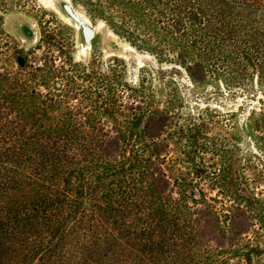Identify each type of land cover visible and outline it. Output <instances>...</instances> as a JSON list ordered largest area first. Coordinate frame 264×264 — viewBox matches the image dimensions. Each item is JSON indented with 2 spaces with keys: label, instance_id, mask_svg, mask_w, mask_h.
<instances>
[{
  "label": "rangeland",
  "instance_id": "1",
  "mask_svg": "<svg viewBox=\"0 0 264 264\" xmlns=\"http://www.w3.org/2000/svg\"><path fill=\"white\" fill-rule=\"evenodd\" d=\"M131 1L0 0V92L25 85L36 128L129 129L148 156L154 143L170 188L206 209L204 263L264 264V0L211 3L204 14L218 8L221 30L207 29L199 65L160 33L117 27L155 13Z\"/></svg>",
  "mask_w": 264,
  "mask_h": 264
},
{
  "label": "trees",
  "instance_id": "2",
  "mask_svg": "<svg viewBox=\"0 0 264 264\" xmlns=\"http://www.w3.org/2000/svg\"><path fill=\"white\" fill-rule=\"evenodd\" d=\"M215 1L132 0L155 13L112 21L162 34L160 44L199 65L207 29L221 30L218 8L211 19L204 14ZM24 90L0 92V264H205L206 209L170 188L154 143L148 156V144L129 129L36 128ZM147 126L143 137L153 139Z\"/></svg>",
  "mask_w": 264,
  "mask_h": 264
},
{
  "label": "bare ground",
  "instance_id": "3",
  "mask_svg": "<svg viewBox=\"0 0 264 264\" xmlns=\"http://www.w3.org/2000/svg\"><path fill=\"white\" fill-rule=\"evenodd\" d=\"M47 2H49L50 0H46ZM50 3V2H49ZM77 17L82 21V23L84 24H88V21L87 19L81 17V15H79L78 13H76ZM76 26L78 27L79 26V22L76 23ZM91 33V32H90ZM89 45V44H88Z\"/></svg>",
  "mask_w": 264,
  "mask_h": 264
}]
</instances>
